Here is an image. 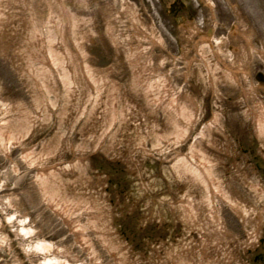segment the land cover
I'll list each match as a JSON object with an SVG mask.
<instances>
[{
    "label": "rangeland",
    "instance_id": "rangeland-1",
    "mask_svg": "<svg viewBox=\"0 0 264 264\" xmlns=\"http://www.w3.org/2000/svg\"><path fill=\"white\" fill-rule=\"evenodd\" d=\"M224 1L0 0V264H264V10Z\"/></svg>",
    "mask_w": 264,
    "mask_h": 264
},
{
    "label": "bare ground",
    "instance_id": "bare-ground-1",
    "mask_svg": "<svg viewBox=\"0 0 264 264\" xmlns=\"http://www.w3.org/2000/svg\"><path fill=\"white\" fill-rule=\"evenodd\" d=\"M232 0H225L224 4H229L235 8H240L241 7H246L248 4L252 3L253 5L257 6L259 9L264 10V0H236L234 2V5L231 3ZM214 3L212 1H208V6L212 7ZM213 29H209L206 33L205 36H203V40L209 41V37L211 36V32ZM263 124H258L257 130L262 129ZM262 131V130H260ZM22 230V229H21ZM23 231V230H22ZM33 249L37 250L38 252L41 253H49L52 250V245L49 242L46 241H37L33 247ZM42 264H68L66 260H58L55 257H47L43 259Z\"/></svg>",
    "mask_w": 264,
    "mask_h": 264
},
{
    "label": "flooded vegetation",
    "instance_id": "flooded-vegetation-1",
    "mask_svg": "<svg viewBox=\"0 0 264 264\" xmlns=\"http://www.w3.org/2000/svg\"><path fill=\"white\" fill-rule=\"evenodd\" d=\"M175 6H176V4H175V3H173V4H172V9H173Z\"/></svg>",
    "mask_w": 264,
    "mask_h": 264
}]
</instances>
